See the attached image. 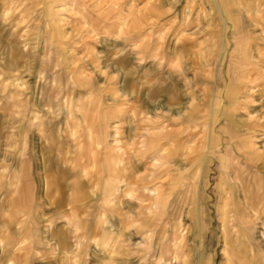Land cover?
<instances>
[{"label":"crops","instance_id":"1","mask_svg":"<svg viewBox=\"0 0 264 264\" xmlns=\"http://www.w3.org/2000/svg\"><path fill=\"white\" fill-rule=\"evenodd\" d=\"M94 2L97 41L42 19L37 106L0 91V264H264V0Z\"/></svg>","mask_w":264,"mask_h":264},{"label":"rangeland","instance_id":"2","mask_svg":"<svg viewBox=\"0 0 264 264\" xmlns=\"http://www.w3.org/2000/svg\"><path fill=\"white\" fill-rule=\"evenodd\" d=\"M94 1L48 0L47 2L46 0H0V91L4 96L8 84L9 105L21 102L23 106H37L35 97L38 88V65L42 56L40 54L43 49L42 44L44 43L41 38L38 40V35L42 34V19L49 33L50 42L59 47L62 46L60 32L63 25L65 30L69 29L72 25L92 30L93 32L91 33L94 36L92 40L94 41H97L100 37H104V34L107 33L106 27H104L105 31L101 30L105 21L96 15L91 17L88 13V10L95 8L96 4ZM250 1L246 0L244 4L242 0H217L219 8L223 12H225V8L239 4L245 8L246 12H249L252 5ZM217 29H219L218 26ZM253 36L264 43V36L259 37L258 34H253ZM90 37V35L87 38L84 36L82 40L90 39ZM212 37L216 43V36L213 34ZM160 39L161 37L157 41L160 42ZM81 43H84V41ZM124 43L130 59H133V52L139 49L135 44L139 45L140 42L133 41L126 34ZM193 45L191 43L188 45V48H192L193 51L186 53L192 58L198 53V48ZM17 47L19 53H23L25 59L30 60L32 66L20 74V76H23L22 79L16 81L15 69L11 67L10 50L12 56ZM219 53L220 57L224 54L222 50ZM51 58L55 59V54H52ZM232 59V53H228V56L224 58L225 63H221V66L226 65V61ZM226 70L229 71V74H233L234 67L231 66V68ZM261 75L262 79L254 87L253 92L258 93L260 97L261 112L263 113L257 119L264 123V68ZM22 83L25 84L20 85Z\"/></svg>","mask_w":264,"mask_h":264}]
</instances>
